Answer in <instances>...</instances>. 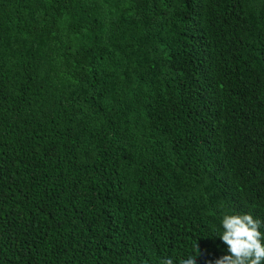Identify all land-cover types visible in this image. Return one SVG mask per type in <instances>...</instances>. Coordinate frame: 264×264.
<instances>
[{
    "label": "trees",
    "instance_id": "16d2710c",
    "mask_svg": "<svg viewBox=\"0 0 264 264\" xmlns=\"http://www.w3.org/2000/svg\"><path fill=\"white\" fill-rule=\"evenodd\" d=\"M237 213L264 221V0H0V264H208Z\"/></svg>",
    "mask_w": 264,
    "mask_h": 264
},
{
    "label": "clouds",
    "instance_id": "9594fccd",
    "mask_svg": "<svg viewBox=\"0 0 264 264\" xmlns=\"http://www.w3.org/2000/svg\"><path fill=\"white\" fill-rule=\"evenodd\" d=\"M264 221L254 218L250 213L225 214L221 221L222 232L219 236L227 245L226 255L208 264H264ZM196 255L181 257L178 264H197L201 255L199 243L194 246ZM161 264H174L172 258H164Z\"/></svg>",
    "mask_w": 264,
    "mask_h": 264
}]
</instances>
